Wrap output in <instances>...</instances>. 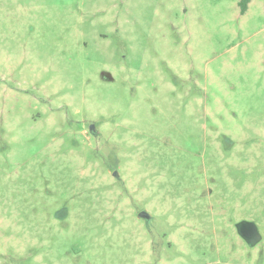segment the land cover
<instances>
[{"label": "rangeland", "instance_id": "obj_1", "mask_svg": "<svg viewBox=\"0 0 264 264\" xmlns=\"http://www.w3.org/2000/svg\"><path fill=\"white\" fill-rule=\"evenodd\" d=\"M239 1L0 0V264H264V0Z\"/></svg>", "mask_w": 264, "mask_h": 264}, {"label": "water", "instance_id": "obj_2", "mask_svg": "<svg viewBox=\"0 0 264 264\" xmlns=\"http://www.w3.org/2000/svg\"><path fill=\"white\" fill-rule=\"evenodd\" d=\"M139 217L145 219L146 221L150 219V216L141 212ZM236 232L238 236L249 246L254 247L261 240V235L257 229V226L251 221H240L236 225Z\"/></svg>", "mask_w": 264, "mask_h": 264}, {"label": "trees", "instance_id": "obj_3", "mask_svg": "<svg viewBox=\"0 0 264 264\" xmlns=\"http://www.w3.org/2000/svg\"><path fill=\"white\" fill-rule=\"evenodd\" d=\"M251 0H240L239 1V7H240V12L244 13L247 10L248 4Z\"/></svg>", "mask_w": 264, "mask_h": 264}, {"label": "flooded vegetation", "instance_id": "obj_4", "mask_svg": "<svg viewBox=\"0 0 264 264\" xmlns=\"http://www.w3.org/2000/svg\"><path fill=\"white\" fill-rule=\"evenodd\" d=\"M238 222L235 223V225L237 224ZM235 227V226H234ZM235 230H236V227H235ZM243 241V240H242ZM244 242V241H243ZM245 243V242H244ZM246 244V243H245ZM247 245V244H246Z\"/></svg>", "mask_w": 264, "mask_h": 264}]
</instances>
